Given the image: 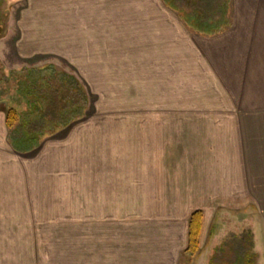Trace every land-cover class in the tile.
<instances>
[{
	"label": "crops",
	"instance_id": "crops-1",
	"mask_svg": "<svg viewBox=\"0 0 264 264\" xmlns=\"http://www.w3.org/2000/svg\"><path fill=\"white\" fill-rule=\"evenodd\" d=\"M19 1L0 64L73 66L95 113L45 135L35 102L13 107L0 85V264H181L195 211L200 252L223 216L245 217L258 242L264 0L217 13L179 0ZM34 120L43 130L28 131Z\"/></svg>",
	"mask_w": 264,
	"mask_h": 264
},
{
	"label": "rangeland",
	"instance_id": "rangeland-1",
	"mask_svg": "<svg viewBox=\"0 0 264 264\" xmlns=\"http://www.w3.org/2000/svg\"><path fill=\"white\" fill-rule=\"evenodd\" d=\"M19 2V0H0V26L2 27L0 41L6 39L12 33L11 25L14 17L9 15V11L12 12L14 8L18 7ZM5 47L9 48V42L6 43ZM5 47H1L0 58L3 54V64L8 66L11 62L10 59H7ZM41 63H43V65L39 67L33 65L34 67L30 70L28 68L32 75H27V69L22 68L20 71H18V69L6 70L5 67L0 64V85L3 86L2 91L4 97L8 100L7 104L13 107H18V109L21 110L26 109L25 106H22L24 103H29V101L33 100L35 103L32 105V112H30V116L37 117L40 121H44L45 135H52L56 131H59L64 125L68 124L69 121L66 120L68 118H72L74 120L81 118L87 119L95 113V107L91 104L92 102H90V97H87L88 94H86L87 91L85 87L74 73L73 66L56 59H50L40 62V64ZM50 93H57L58 97L56 100L60 102L59 118L55 121H49L50 119L46 118L45 112L43 111L44 107L46 110V101ZM99 97L100 101H98L99 108L97 111V119L102 120L105 119V116L108 115L109 112L104 110V105H100L103 97L100 95ZM37 107H39L40 110L34 115L33 111H36ZM25 115L26 114H24L23 117L27 119L29 116ZM80 116L81 118H79ZM41 130L43 129L40 128L38 131ZM32 137L35 138L36 135ZM24 140H26V138ZM27 146L31 148L32 144L29 143ZM222 218L223 219L220 220L217 227L219 234L213 241L214 244L212 243L213 247H217V250L214 251V249H212L211 251V248L206 247V250L200 252L199 256L196 257L192 263L191 261L188 262V256L181 257V264H210L212 259L218 257H224L228 261H226L228 264H241L240 253H230V249H232L233 244L238 243V241L233 238L235 235H240V233H250V235H252V239H254L252 224L249 220L245 217L243 218L242 216L234 218L223 216ZM254 232L258 241L254 243L256 246L259 245V247L263 250L264 225L262 226L261 223H259L255 226ZM256 250L254 248L252 249V252L257 254L254 264H260L261 259L258 253L255 252Z\"/></svg>",
	"mask_w": 264,
	"mask_h": 264
},
{
	"label": "trees",
	"instance_id": "trees-1",
	"mask_svg": "<svg viewBox=\"0 0 264 264\" xmlns=\"http://www.w3.org/2000/svg\"><path fill=\"white\" fill-rule=\"evenodd\" d=\"M182 6L183 10H189L192 8L194 10L200 11H210L211 13H217V9H221L223 4H228V0H179V6ZM216 19L217 17H212ZM2 27L0 26V34ZM1 36V35H0ZM50 93L47 98V105L45 115L46 118H49L50 121L58 120L59 118V105L60 102L57 101V93ZM58 116V117H57ZM81 118V116L79 117ZM74 119L68 118L67 121L70 122ZM18 120V113L14 109H8L6 112V125L8 129H13ZM68 122V123H69ZM40 123L35 121L27 122V127L29 132H36L40 129L37 125ZM201 221L202 214L199 211H195L191 214L188 220V243L187 248L184 251L185 256H188V260L192 261L200 254L199 248V236L201 231ZM234 240H237L238 243L233 244V247L230 253L239 252L241 255V264H254V261L257 258V254L252 252L254 248V241L252 239V235L250 233H240V235H235ZM234 248V249H233ZM217 250V247H214V251ZM252 252V253H251ZM227 260L224 257H218L211 260L210 264H228Z\"/></svg>",
	"mask_w": 264,
	"mask_h": 264
}]
</instances>
